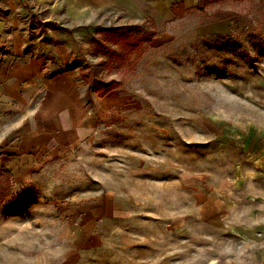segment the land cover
Masks as SVG:
<instances>
[{"label": "rangeland", "instance_id": "obj_1", "mask_svg": "<svg viewBox=\"0 0 264 264\" xmlns=\"http://www.w3.org/2000/svg\"><path fill=\"white\" fill-rule=\"evenodd\" d=\"M124 7L56 22L79 74L119 86L48 166V210L16 222L0 264H264V0ZM141 24L143 54L110 58L105 29Z\"/></svg>", "mask_w": 264, "mask_h": 264}, {"label": "crops", "instance_id": "obj_2", "mask_svg": "<svg viewBox=\"0 0 264 264\" xmlns=\"http://www.w3.org/2000/svg\"><path fill=\"white\" fill-rule=\"evenodd\" d=\"M114 1L126 6L123 9L127 11L130 6L139 9L147 4L153 12L151 18L162 3L169 4L174 15L173 4L191 8L193 5L187 3L195 2L26 0L23 4L20 0H0V187L7 190L0 201V261L17 247V237L12 233L16 222H23L27 213L48 210L47 198L41 197L53 187L43 193L50 179L48 166L61 163L67 149L94 135L102 112L110 110L98 100L114 92L98 97L82 80L66 56L68 45L62 37L57 39L60 28L22 30L25 21L29 16L61 25L66 19L90 21L97 10L108 9ZM40 40L44 41L41 46L36 44ZM48 56L54 58L49 60Z\"/></svg>", "mask_w": 264, "mask_h": 264}, {"label": "trees", "instance_id": "obj_3", "mask_svg": "<svg viewBox=\"0 0 264 264\" xmlns=\"http://www.w3.org/2000/svg\"><path fill=\"white\" fill-rule=\"evenodd\" d=\"M223 2V0H198L197 7L203 9L204 6L210 4ZM185 8L182 3L173 4L172 12L175 17H182L184 14L193 9ZM236 15L232 11H223L220 9L214 12L215 20H224ZM143 25V24H141ZM141 25H122L118 27H107L106 30V40L110 42L114 47H104L105 51L109 52L110 58L118 59L120 62H124L131 55H134L135 58H139L145 51V44L148 41H151L154 32L152 29L146 28L144 25V30ZM41 29L51 28L59 29L60 26L56 22L44 21L40 23L39 26ZM45 40V39H44ZM82 79H84L90 86L91 90L95 92L99 97H104L106 94L112 90L118 88L119 84L117 82H103L101 80H91L86 77V75L79 74ZM5 187H0V201L5 197L7 190Z\"/></svg>", "mask_w": 264, "mask_h": 264}, {"label": "water", "instance_id": "obj_4", "mask_svg": "<svg viewBox=\"0 0 264 264\" xmlns=\"http://www.w3.org/2000/svg\"><path fill=\"white\" fill-rule=\"evenodd\" d=\"M23 4H26V0H20Z\"/></svg>", "mask_w": 264, "mask_h": 264}]
</instances>
